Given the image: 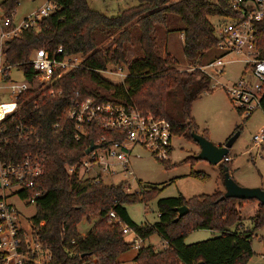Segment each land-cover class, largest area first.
Segmentation results:
<instances>
[{
	"label": "trees",
	"instance_id": "1",
	"mask_svg": "<svg viewBox=\"0 0 264 264\" xmlns=\"http://www.w3.org/2000/svg\"><path fill=\"white\" fill-rule=\"evenodd\" d=\"M19 1L1 0L0 9L11 17ZM52 1L57 4L54 11L5 39L1 50L5 72L17 66L34 82V88L19 96L15 118L9 119L7 149L20 155L42 149L47 155L44 172L29 194H37L32 221L38 239L51 250L49 263L120 264L118 256L135 245L125 237L126 226L141 239L158 233L165 242L161 248L153 244L139 246L134 256L137 264H247L253 254L254 229L264 227V204L258 201L251 229L243 227L241 207L244 202L257 199L222 197L224 190L219 188L189 197L179 192L157 199L156 221L137 222L125 204L147 201L166 183L140 184L139 190L131 191L124 181L107 184L102 178L96 180L67 171V165L85 155L91 139L112 135L109 130L96 127L89 128V133L79 139L74 137L66 111L70 101L88 95L131 101L142 111L167 118L173 134L192 137L191 131L197 132L192 104L204 91L212 90L211 75L201 66L223 55L217 34L221 20L215 23L212 17L230 14L228 1L138 0L116 14L93 8L88 0ZM163 27L166 32L179 30L183 34L182 48L189 67L179 66L177 57L170 52L160 53L157 33ZM97 32L116 36L102 47L98 46ZM257 37L263 56L264 22ZM135 41L142 55L128 63L124 80L114 83L105 78L99 71L108 65L126 63L127 52ZM59 46L62 54L82 56L81 62L52 83L35 82L30 62L33 50L46 48L53 52ZM209 51L214 52L207 57ZM260 107L264 109V94ZM16 123L28 127L27 135L19 136ZM202 135L208 137L207 131ZM222 160L224 178V166L230 169V158ZM192 173L204 176L199 171ZM182 205L187 211L178 216L176 207ZM92 214L98 216L97 220L86 233H80L78 223ZM197 228L218 234L186 242V236ZM259 237L264 256V232Z\"/></svg>",
	"mask_w": 264,
	"mask_h": 264
},
{
	"label": "built area",
	"instance_id": "2",
	"mask_svg": "<svg viewBox=\"0 0 264 264\" xmlns=\"http://www.w3.org/2000/svg\"><path fill=\"white\" fill-rule=\"evenodd\" d=\"M227 1L232 11L220 16L222 20L217 27L218 48L223 55L201 68L211 74L208 67L223 66L226 62L224 57L235 53L245 64L243 74L235 82L226 85V90L233 103L247 114L261 105L264 94V55H261L257 37L264 22V0ZM56 7L54 1L47 0L18 24L6 16L0 23L2 42L17 35L22 28L35 24ZM62 52L61 46L53 52L46 48L33 50L30 62L35 71V82L52 83L66 71L77 67L83 58L78 54ZM117 67L116 73L125 78L127 71L124 73L121 66ZM0 75L9 78L1 66ZM7 88L11 98L0 100V264H50L51 250L38 239L33 215L26 217L22 214V207L36 205L37 194L29 193L36 179L44 172L47 155L42 149L27 150L22 155L12 154L7 149L9 119L15 118L19 96L34 88V82L25 77L23 80L11 81ZM65 116L73 125L76 139L89 133V128L101 127L112 133L109 137L102 134L95 140L91 139L89 144L94 143L96 147L88 153L85 151L79 161L67 165L69 173L97 180L103 179L104 174H115L120 170L131 174V156L139 157L144 151L162 160L169 158L172 135L170 121L142 111L131 101L88 95L70 101ZM15 128L20 137L30 131L21 123H16ZM252 141L256 145L264 143V128L252 136ZM229 158L224 157L226 160ZM110 214L114 216L113 211ZM123 231L126 233L129 229L124 226ZM140 239L134 236L131 240L136 245Z\"/></svg>",
	"mask_w": 264,
	"mask_h": 264
},
{
	"label": "rangeland",
	"instance_id": "3",
	"mask_svg": "<svg viewBox=\"0 0 264 264\" xmlns=\"http://www.w3.org/2000/svg\"><path fill=\"white\" fill-rule=\"evenodd\" d=\"M1 1V0H0ZM47 0H20L11 20L14 24L21 22L29 13L35 11ZM90 6L102 10L107 14H116L121 9L137 4L138 0H88ZM6 17L0 9V23ZM176 16H173V18ZM212 20L216 23L221 18L215 16ZM181 21L178 20V23ZM176 23V22H174ZM173 23V24H174ZM172 22L168 23V27ZM99 39L98 46L105 47L112 42L116 33L107 34L97 32ZM159 51L162 55L166 52L177 57L181 67H189L188 59L183 52V34L179 30L166 32V28H161L157 33ZM2 38L0 37V66L4 67L2 57ZM214 51H209V57ZM142 55L141 48L137 41L127 52V62L119 65L122 71H127V65L131 60ZM226 62L223 66L208 67L211 73L212 90L204 91L199 98L194 100L191 107V115L198 125L197 132L202 134L207 131V136L214 143L224 142L230 135L239 131L233 144L230 146L229 172L232 177L243 186H260L264 188V143L256 145L252 141V136L261 128H264V109L260 106L253 109L247 115L243 110H238V105L233 103L226 85L235 82L243 74L244 62L238 59L235 53H229L224 57ZM118 65H108L106 70L99 71L105 78L114 83H120L124 77L117 74ZM219 67L221 71H219ZM9 78H2L0 75V100L11 98L7 84L11 81L23 80V71L17 66L9 69ZM171 149L167 160H162L148 151L142 152L141 156L132 155L130 158V168L132 173L120 170L115 174H104L103 181L107 184H117L125 182L128 190L137 191L140 184H164L163 188L154 197L147 201H135L126 203V208L130 216L137 222H154L158 219L157 199L160 197L176 195L179 192L189 197L195 194L212 193L217 188L224 190V178L222 171L223 160L212 163L207 159L197 158L200 150L199 143L193 137L184 134H173L170 139ZM199 171L203 177L193 174ZM258 200H248L243 203L241 213L243 216V227L251 229L253 227L252 215H254ZM36 212V205L29 204L22 207L24 216H31ZM97 215L92 214L89 218H83L78 223V231L86 233L97 220ZM264 232V227L254 229L252 238L253 254L247 264H264L263 246L259 235ZM218 234L217 231L208 228H197L192 230L185 238L186 242L212 237ZM135 236L132 230L125 233L127 239ZM161 237L158 233H152L144 239H140L136 245L122 252L118 258L120 264H137L134 256L137 248L141 245L153 244L156 248L162 247Z\"/></svg>",
	"mask_w": 264,
	"mask_h": 264
},
{
	"label": "water",
	"instance_id": "4",
	"mask_svg": "<svg viewBox=\"0 0 264 264\" xmlns=\"http://www.w3.org/2000/svg\"><path fill=\"white\" fill-rule=\"evenodd\" d=\"M239 131H236L232 135H230L224 142L222 143H214L208 137L196 132L195 130L191 131V136L194 140H196L200 145V150L196 155L197 158L207 159L212 163H217L221 161L228 154L230 146L233 144L235 139L237 138ZM96 145L94 143H90L86 148V153L95 148ZM224 193L222 197L232 196L238 198H255L260 203L264 204V188L260 186H243L240 185L230 174L228 170V166H224ZM178 211V216L184 214L187 211V207L185 205L176 207Z\"/></svg>",
	"mask_w": 264,
	"mask_h": 264
},
{
	"label": "crops",
	"instance_id": "5",
	"mask_svg": "<svg viewBox=\"0 0 264 264\" xmlns=\"http://www.w3.org/2000/svg\"><path fill=\"white\" fill-rule=\"evenodd\" d=\"M161 240H162V239H161ZM161 242H162V247H163V246L165 245V242H164L163 240H162Z\"/></svg>",
	"mask_w": 264,
	"mask_h": 264
}]
</instances>
